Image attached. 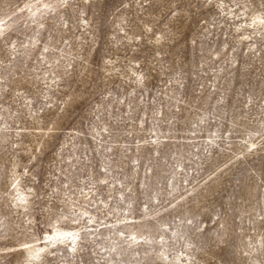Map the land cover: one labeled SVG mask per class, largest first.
<instances>
[{"label": "rangeland", "instance_id": "1", "mask_svg": "<svg viewBox=\"0 0 264 264\" xmlns=\"http://www.w3.org/2000/svg\"><path fill=\"white\" fill-rule=\"evenodd\" d=\"M0 264H264V0H0Z\"/></svg>", "mask_w": 264, "mask_h": 264}, {"label": "bare ground", "instance_id": "2", "mask_svg": "<svg viewBox=\"0 0 264 264\" xmlns=\"http://www.w3.org/2000/svg\"><path fill=\"white\" fill-rule=\"evenodd\" d=\"M54 238H56V237H54Z\"/></svg>", "mask_w": 264, "mask_h": 264}]
</instances>
